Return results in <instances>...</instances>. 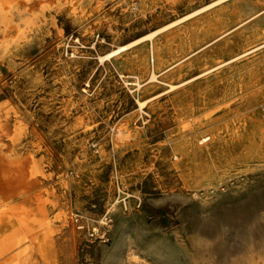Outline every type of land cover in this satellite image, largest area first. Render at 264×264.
Segmentation results:
<instances>
[{
	"label": "rangeland",
	"instance_id": "obj_1",
	"mask_svg": "<svg viewBox=\"0 0 264 264\" xmlns=\"http://www.w3.org/2000/svg\"><path fill=\"white\" fill-rule=\"evenodd\" d=\"M47 2L0 103L43 141L59 264H263L264 0Z\"/></svg>",
	"mask_w": 264,
	"mask_h": 264
},
{
	"label": "bare ground",
	"instance_id": "obj_2",
	"mask_svg": "<svg viewBox=\"0 0 264 264\" xmlns=\"http://www.w3.org/2000/svg\"><path fill=\"white\" fill-rule=\"evenodd\" d=\"M47 1L41 0L37 4L38 10L32 12L35 6L31 3L34 0H0V99L4 96L2 63L5 60L11 61L15 51L30 42L35 27L43 28L42 17L45 10L50 8ZM57 1L62 3L63 0ZM73 1L66 0L71 4ZM84 1L76 0L80 4ZM126 49V45L119 46L100 56V60L109 59ZM28 128L29 125L10 100L0 103V264H59L58 237L54 223L60 216H50L58 202L54 189L48 186L50 175L45 161L37 157L43 150V141H28ZM254 262L255 255L247 252L234 259L233 264Z\"/></svg>",
	"mask_w": 264,
	"mask_h": 264
}]
</instances>
